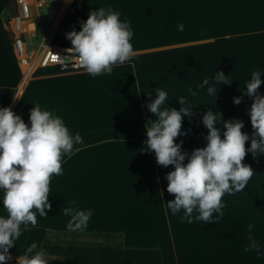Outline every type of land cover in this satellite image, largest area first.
<instances>
[{
	"label": "crops",
	"instance_id": "crops-1",
	"mask_svg": "<svg viewBox=\"0 0 264 264\" xmlns=\"http://www.w3.org/2000/svg\"><path fill=\"white\" fill-rule=\"evenodd\" d=\"M8 1L0 0V107L10 106L29 123L30 109L39 103L63 117L73 133L127 116L138 128L136 139L101 141L65 157L62 175L50 181L48 216L37 214L36 226L24 230L9 250L23 255L33 241L41 245L50 230L71 232L65 228L69 217L60 209L76 200L80 208L94 209L82 232L120 234L127 247L159 248L164 264H264V255L245 251L251 223V235L264 252L259 178L252 176L243 191L225 193L221 213L213 214L216 221L188 223L182 211L173 215L167 208L174 194L167 191L165 174L174 166L158 164L154 150L145 148V125L155 118L147 103L155 97V88L166 90L168 104L177 109L182 106L180 96L188 99L193 115L182 121L188 131L175 138L183 140L182 150L206 144L202 116L209 108L224 119H242V131L252 134V98L245 82L253 71L264 69V0H71L62 7L57 24L46 29L53 39L58 36L62 44L71 45L66 33L73 27L78 31L91 10L111 5L131 21L135 55L110 74L92 77L84 69L25 80L6 29ZM250 21L262 26L251 27ZM179 23L183 31L177 29ZM218 71L229 75L231 83L222 84L216 96L209 95V85H199ZM261 78L264 81V71ZM192 90L197 92L194 97ZM259 91L264 94V82ZM234 96L243 99L236 104ZM0 215H7L2 204Z\"/></svg>",
	"mask_w": 264,
	"mask_h": 264
},
{
	"label": "clouds",
	"instance_id": "clouds-1",
	"mask_svg": "<svg viewBox=\"0 0 264 264\" xmlns=\"http://www.w3.org/2000/svg\"><path fill=\"white\" fill-rule=\"evenodd\" d=\"M179 31L184 24L177 25ZM134 32L131 21L122 18L119 10L111 5L91 10L86 20H80V29L75 27L66 33L71 41L67 52L78 58L79 65L92 77L110 74L113 67L130 62L135 55L132 44ZM54 58H56L54 56ZM257 69L247 80L246 94L252 98L248 107L253 132L251 143L249 133L242 131L244 121L239 118L224 119L220 111L209 108L202 116V123L208 129L204 136L206 144L191 152L182 150L183 140L175 138L186 135L182 121L189 115L187 97L180 96L182 106L177 109L168 104L166 90L155 88L147 108L155 117L145 125L146 150H154L158 164L173 169L165 174L167 191L174 198L167 201V208L173 215L183 212L182 219L192 223L193 219L206 224L217 219L225 193L243 191L255 171L244 162L246 153L253 157L264 154V94L259 91L262 78ZM211 83L209 84V82ZM231 78L223 71L213 72L199 87L209 95L216 96L222 84H230ZM219 85V87H217ZM195 90L191 96H196ZM14 98L21 96L13 95ZM242 96H234L239 104ZM167 105V106H165ZM220 121V126L217 122ZM83 143L79 133H73L63 117L53 110L35 103L30 109L29 123L10 106L0 107V204L7 215H0V264L11 259L9 249L13 247L22 232L37 224V214L48 216L51 208L48 197L53 175H62V163L78 151L74 145ZM187 158V160H186ZM186 161V162H185ZM69 217L67 231H85L94 209H82L76 200L69 201L62 210ZM198 213L193 216V214ZM253 225H248L250 241L245 251L255 250L257 256L264 255L261 245L251 235ZM55 257L33 241L23 255L17 257L18 264H49Z\"/></svg>",
	"mask_w": 264,
	"mask_h": 264
},
{
	"label": "trees",
	"instance_id": "trees-1",
	"mask_svg": "<svg viewBox=\"0 0 264 264\" xmlns=\"http://www.w3.org/2000/svg\"><path fill=\"white\" fill-rule=\"evenodd\" d=\"M7 9L16 12L15 0H9ZM62 44V43H61ZM67 45V44H65ZM71 46V45H70ZM71 71H60L49 67L38 70L33 76H47ZM83 143L74 145L81 148L110 139H136L138 128L131 116L113 119L110 124L93 127L78 132ZM70 233L73 235H96L102 237L94 243H82L76 238L64 240L54 237V233ZM115 233L64 232L50 230L42 241L41 246L50 256L55 257L49 264H164L159 248L127 247Z\"/></svg>",
	"mask_w": 264,
	"mask_h": 264
},
{
	"label": "built area",
	"instance_id": "built-area-1",
	"mask_svg": "<svg viewBox=\"0 0 264 264\" xmlns=\"http://www.w3.org/2000/svg\"><path fill=\"white\" fill-rule=\"evenodd\" d=\"M68 2L70 0H62L60 11L55 16L56 22L59 20L62 7ZM50 4L46 0H15L16 12L7 16L6 29L11 34V47L23 72L24 80L42 68L54 67L60 71L84 70L79 65L78 58L67 52L71 46L57 43L52 38L51 31L43 28L41 8H45L49 14L56 13ZM17 257L11 254V259L5 264H18Z\"/></svg>",
	"mask_w": 264,
	"mask_h": 264
},
{
	"label": "rangeland",
	"instance_id": "rangeland-1",
	"mask_svg": "<svg viewBox=\"0 0 264 264\" xmlns=\"http://www.w3.org/2000/svg\"><path fill=\"white\" fill-rule=\"evenodd\" d=\"M46 1L51 3L50 5L54 7L56 13L49 14L45 8H41L40 12H41V17H42V22H43L42 26L45 30L49 28L50 24L51 25L54 24V26L57 24V22L55 20V16L58 14V11H60L62 0H46ZM68 3H70V2H68ZM47 5L49 6V4H47ZM251 19H254V16H252ZM54 40L57 43H61L58 36H55ZM33 41H34V39H33ZM36 88H39L38 84H37ZM249 136H250V139L245 142L246 148L251 143V135H249ZM244 162L250 164L253 167V169L255 171L253 172L252 176L259 178V190L264 191V154H258L256 157H253L251 155V153H246V155L244 157ZM53 236L54 237H60L64 240L76 238V239L80 240L82 243H94L95 241L102 238V237H99L96 235H73L70 233H62V232L58 233V234L54 233ZM9 252L17 254V255H21L18 252L12 251V250H9ZM2 264H5V262H2Z\"/></svg>",
	"mask_w": 264,
	"mask_h": 264
},
{
	"label": "bare ground",
	"instance_id": "bare-ground-1",
	"mask_svg": "<svg viewBox=\"0 0 264 264\" xmlns=\"http://www.w3.org/2000/svg\"><path fill=\"white\" fill-rule=\"evenodd\" d=\"M258 13H259V15L262 16L260 10H258ZM250 22H251L250 23L251 27H261L262 26V23H260V22H257V21H255V23H254V21H250Z\"/></svg>",
	"mask_w": 264,
	"mask_h": 264
},
{
	"label": "snow or ice",
	"instance_id": "snow-or-ice-1",
	"mask_svg": "<svg viewBox=\"0 0 264 264\" xmlns=\"http://www.w3.org/2000/svg\"><path fill=\"white\" fill-rule=\"evenodd\" d=\"M53 59H55V58L53 57Z\"/></svg>",
	"mask_w": 264,
	"mask_h": 264
}]
</instances>
